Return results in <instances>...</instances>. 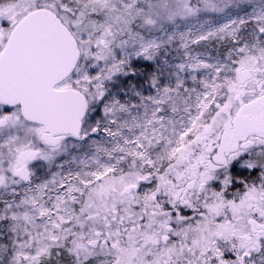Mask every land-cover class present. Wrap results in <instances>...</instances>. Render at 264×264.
Here are the masks:
<instances>
[{
  "label": "snow or ice",
  "instance_id": "1",
  "mask_svg": "<svg viewBox=\"0 0 264 264\" xmlns=\"http://www.w3.org/2000/svg\"><path fill=\"white\" fill-rule=\"evenodd\" d=\"M0 264H264V0H0Z\"/></svg>",
  "mask_w": 264,
  "mask_h": 264
}]
</instances>
